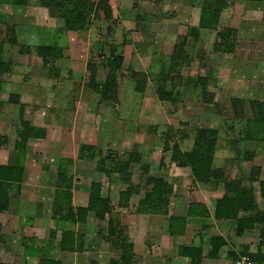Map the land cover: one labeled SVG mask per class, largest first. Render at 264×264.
<instances>
[{"label":"rangeland","instance_id":"rangeland-1","mask_svg":"<svg viewBox=\"0 0 264 264\" xmlns=\"http://www.w3.org/2000/svg\"><path fill=\"white\" fill-rule=\"evenodd\" d=\"M89 1L93 3L94 11L85 17L86 29L79 34H72L65 32L64 21L52 18L49 11L40 4V0H29L28 5L24 7H15L10 4L9 0H0V51L3 53L4 59L11 60V72L8 74L7 71L1 76L6 88L3 95L0 96L3 102L0 109V141L8 140L7 150H13L21 129L18 107L8 103L10 94L17 95L19 92L21 98V92L27 93L26 85L32 80L45 78L47 81L42 86H46V93L36 99V105L32 99H28V96L27 100L24 97L27 112L33 116L41 108L54 110L60 101L57 98V92H50L52 91L50 81H54V77H49L48 68L40 66L41 60L36 55V47L47 45L46 40L40 38L39 41L38 36L42 37L45 34L50 41L49 45L65 48V59L58 62L61 63L62 68L67 66L63 73V81L68 79L70 71H74L76 78L81 79L85 76L87 82L89 77L86 70L87 63L89 61L92 64L93 57L99 61L102 54L100 53L98 59L97 52H104L101 43L106 42L110 48L115 42H124L129 39L131 33L128 32L131 30H144L147 26H151L150 28L170 26V31L173 32L170 34L174 37V41L169 40L168 47H164L162 52L170 57L171 45L178 42L179 37L187 38L188 43L184 53L189 57V64L187 66L183 64L180 72L188 79L187 87L189 89L180 94L177 103H160L158 101L152 113L143 114L142 123L139 122L134 127V130L141 135V139L138 141H141L142 144H139L138 149L136 147L134 149L132 147L120 149L111 147L110 151L120 154L121 157H127V154H131L133 151H137L136 154L139 155L138 151L141 152V161L133 163L130 169L131 182L134 186H138L139 192L132 196L128 209H120L117 206L120 190L128 188L120 181L118 175H113L111 179L102 175L100 177L93 175L96 162L78 163L72 169L73 179L78 184L75 188V206L87 202L89 184L96 180L103 184V195L111 197L114 206L113 214L106 216L102 221L91 215L86 226L61 224L57 228L55 222H49V214L52 215L53 210V193L52 188L48 190L46 187L50 188L55 184L54 182L57 183V177L53 178L54 168L52 166L54 164H50L48 155H54L57 152L49 150L53 146L36 145L35 149L31 151L33 153H30L31 158L27 164L30 184L26 185L25 196L29 203H33H30L31 208L28 204L26 210L34 209V202L37 201L35 198L40 195L36 207H38L37 211L41 215L40 217L46 220L47 226L44 225L40 228L39 222L36 225L35 222L29 225L28 217L19 214L17 206L19 198L13 199L11 212L6 215L0 214L1 232L5 234L4 242H0V263L24 264L25 259L21 257V244L24 238L36 237L39 239L35 238L38 245L47 246L49 245L50 230H56L60 236L63 229H72L85 236L84 252L63 254L55 249L53 257L62 260L64 264H109L111 259L120 258V250L113 245L107 234V222L110 218L119 224V228H126L128 238L139 244L137 255L135 254V264H166L167 259L171 262L174 248L170 244L167 245L166 239L161 237L163 234L162 224L166 222V219L161 216L141 218L136 213V207L140 198H143L145 192L151 188L146 184L147 177H166L169 180L173 178V184L178 186L172 195L170 211L173 213L183 212L182 206L184 203L186 206L187 202L185 196L191 192L190 188L193 190L195 181L187 171L179 170L173 165L171 155L175 144H178L183 152L190 151L198 128H211L220 131L221 137H219L214 162V166L219 168L218 171L222 176L217 185L220 189L225 182L235 180H240L248 186L249 173L253 167L262 168L260 178L264 180V141L247 143L248 141L242 140L247 124L249 122L253 124L254 118L259 117L257 113L259 106L256 104L261 103L264 106V0L253 4H248L246 0H223L225 8L219 28L211 33H206L205 36L197 28L204 0H168L167 5L163 7H161L163 0ZM106 6L107 9H105ZM104 10L110 15L105 16ZM108 18L111 20L108 21ZM228 27H232L235 31L233 36V40H235L234 53L214 52V45L218 42L216 34ZM40 28L43 29V35ZM108 28L109 31H107ZM187 32L188 35H186ZM59 35L65 36L60 39ZM146 37V42L151 39L149 36ZM94 43L98 44V48L93 46ZM127 58L129 59V54ZM101 60L103 62L102 58ZM28 66L32 68L27 69ZM130 68L132 67H125L127 75H129ZM201 77L208 79L209 86L207 85V88L215 94L214 102L211 105L205 104L202 100L200 86L196 83L197 78ZM130 82L134 86L133 81L130 80ZM151 86L147 96L148 104L151 103L156 91V84H151ZM133 92L140 95L134 89ZM232 99L242 100L245 109L243 120L236 118L231 103ZM128 104L125 117L120 119L121 122L116 123L118 126L116 134L124 129L126 130L125 134L134 132L129 130L135 116L131 108L133 100ZM76 110L81 112L77 108ZM33 111L36 112L33 113ZM28 117L30 119L29 114ZM74 122H79L78 118H74ZM252 126L261 131L264 125L258 127L254 124ZM44 129L46 130V128ZM179 129L186 130L190 138L184 141L178 138L176 132ZM73 131V140L80 142L81 137L78 131ZM99 150L101 154H107L105 148ZM128 159L129 157H127ZM145 166L149 167L148 174L144 172ZM42 168L47 173H43ZM52 169L53 171L50 172ZM36 181L43 185L44 188L39 189L43 190L42 193H39ZM255 186L258 187L257 184ZM178 197L179 201L176 200ZM257 198L260 208L264 209V201L260 199L259 195ZM151 233L154 234L151 236ZM158 239L161 244H164L159 248L161 253L158 252L159 245L156 244ZM145 240H147L146 244H144ZM155 246L157 249H154ZM30 264L34 263L30 262Z\"/></svg>","mask_w":264,"mask_h":264},{"label":"trees","instance_id":"trees-1","mask_svg":"<svg viewBox=\"0 0 264 264\" xmlns=\"http://www.w3.org/2000/svg\"><path fill=\"white\" fill-rule=\"evenodd\" d=\"M249 2H259L261 0H246ZM10 4L15 7L27 6L29 0H9ZM40 4L46 8L52 18L62 19L64 21L65 32L80 33L86 29L87 24L85 17L88 13L94 11V5L89 0H40ZM106 5V3L104 2ZM223 0H204L201 17L199 21V29L216 30L219 28L220 18L224 7ZM108 7L106 6L105 9ZM105 11V10H104ZM105 16L110 15L105 11ZM110 21L111 19L108 18ZM234 29L224 28L217 33L218 42L214 45V52L221 54H232L235 51V40L233 36ZM15 42V41H14ZM14 42H10L13 44ZM1 43V42H0ZM187 40L184 38L181 42L175 44L170 71L161 76L158 80V88L156 90L157 98L160 102L170 104L177 103L180 97V89L189 82L181 75V67L183 64H189V57L185 55V47ZM1 46V44H0ZM28 47V46H27ZM1 48V47H0ZM36 55L42 60V66L48 68L49 75L54 76L58 73L55 64L58 60L64 58V49L56 45H43L36 47ZM117 46L110 48L106 57L108 74L103 84L94 82L96 65L90 64L88 69L91 71L92 89L99 91L102 99L110 100L111 94L116 89V79L118 73L123 67V57L117 55ZM23 51V50H22ZM11 60L4 59L3 53L0 51V96L2 93L3 76L7 71L9 73ZM131 78L135 82V90L139 94L146 91L149 76L144 72L131 70ZM190 81V80H189ZM170 83V89H167V83ZM200 93L205 104L211 105L214 102L215 94L208 91V81L206 78H197ZM8 103L18 107V117L21 129L18 132V140L15 142L14 150L16 159L14 162L6 165H0V214L10 210L11 201L17 199L21 195L22 186L26 178L25 156L28 143L32 139H44L46 130L34 126L30 121L25 120L26 106L21 104L20 96L10 95ZM234 114L238 120L245 118V109L242 100H231ZM258 118H254L252 123H248L242 138L243 141H264V126L261 131L252 125H264V106L257 103ZM3 102L0 98V109ZM177 137L182 141L190 138L188 132L179 129L176 132ZM220 131L211 128H198L194 137V144L190 151L183 152L178 144H175L171 155V162L178 168L190 170V175L195 183L201 185L217 186L222 179L221 172L216 169L215 156L218 148ZM6 139L0 141V146L7 145ZM127 157L129 159L127 160ZM127 157L120 155L113 156L108 153L101 158L97 171L111 178L118 175L120 181L127 186L125 190L119 192L117 206L120 209H128L130 207L131 198L139 192L138 186L132 184L131 167L133 163H139L141 156L136 153L127 154ZM79 160L93 161L95 159L94 147L84 145L79 149ZM119 159V160H117ZM73 164L71 160H61L57 171V187L54 195L53 214L52 217L57 222V228L61 224H69L76 226L87 223L90 213H93L98 220H104L106 216H112L114 206L109 195H103V185L101 183H91L89 189V201L87 207H73L72 190L74 189V179L68 175V168ZM145 174L149 173V167H144ZM262 172L261 167H253L249 173L248 186L244 185L240 180L225 182L224 195L217 200L215 206L214 217L216 220H224L232 222L235 227L236 235H242L247 230L259 227V247L264 246V210H260L255 192H259L260 198L264 200V180L260 178ZM146 184L151 186L146 191L143 198L137 203L136 213L138 215H158L165 217L169 222V234L172 237L184 236L192 218H206L209 216L204 205L191 203L187 209L185 216H170L169 206L170 197L174 193V186L164 178L148 176ZM257 184V188L255 186ZM107 234L113 242V245L120 250L119 259H111L109 264H135L134 243L128 238L126 228H119V224L113 218L108 219ZM83 234H76L72 229L62 230L60 241H57L56 230L50 231L49 245L39 246L37 241L32 238H24L22 247L24 256L28 258H37L39 264H63L61 261L54 260L51 252L58 248L60 251L68 253L84 252ZM0 242H4V234L1 232L0 226ZM222 237H213L211 239V251L207 258L216 259L225 246ZM178 256L187 259V264H203V248L202 246H179ZM240 257H248L252 261L264 264L263 255L258 252L256 255L248 254L247 251ZM238 257V259L240 258ZM237 259V260H238ZM236 260V261H237ZM4 264V263H0ZM95 264V263H93Z\"/></svg>","mask_w":264,"mask_h":264},{"label":"crops","instance_id":"crops-1","mask_svg":"<svg viewBox=\"0 0 264 264\" xmlns=\"http://www.w3.org/2000/svg\"><path fill=\"white\" fill-rule=\"evenodd\" d=\"M167 3H168V0H163L161 3V7L166 6ZM247 3L253 4L255 2L247 1ZM201 11H202V7L200 10V17H201ZM221 19H222V15L220 18L219 25L221 23ZM199 21H198V26H197L198 29H199ZM150 27L151 26L149 27L147 26V28H145L144 30L143 29L137 30L139 32L135 30H131L130 32L127 31L129 34L131 33V35L129 36V39H126V41L124 42H119V43L115 42L112 44V45L117 46L118 48L116 56L119 55L123 57V67H122V70L118 73V76L116 79V82H117L116 89H115V92L111 94L110 100L102 99V95L99 93V91L92 89L91 71L88 69V66L91 64L89 61L86 66V70L89 73L87 82H86L85 76L81 79L76 78L74 71H70L68 79L66 81L65 80L63 81V77H64L63 73H64V70L67 69V66H64V68H62V66H60L61 63H58L64 60L66 56L65 55L66 50L63 46H61V48L64 49V58L61 60H58L55 64V67L58 68V73L57 74L54 73V76L49 75V77H52V78L54 77L53 79L54 81H50V84H51L50 86H52V91L50 92H54V93L57 92V96H58L57 98L60 100L58 101V107L54 110L41 108L39 109L37 113H35L36 111H33V113H35L33 116H31V113L27 112L28 111L27 105H26L27 96H28V99L29 98L32 99L35 104L36 99L40 98L41 95L43 96L45 95L46 86H42L44 82L47 81L45 78H39L38 80H32L28 85H26L25 91H27V93L26 92L20 93L21 94L20 102L21 104L26 106L25 116H24L25 120L30 121L36 127L43 128V129L46 128V137L44 139L30 140L28 143L27 150H26V156H25L26 178L22 186L21 195L18 199L19 201H18L17 206H18L19 214L21 216L28 217L27 220H28L29 225L32 224L33 222H35L34 223L35 225L37 222H39L40 228L41 226L44 227V225H46V220H44L43 217H40L41 215H39L37 211L38 207H36L38 204L37 201L40 199L41 196L38 195L37 198H35L37 201L34 202L35 207L32 211L30 210V208L33 202H30L31 203L30 204L28 202V198L25 196V193H27L26 185L30 184V180H29L30 175H29V171L27 168V164L31 158L30 153L31 154L33 153L31 151L35 149L34 147L36 145L45 144L46 146L47 145L53 146L49 148V150L51 151L54 150V152H57L55 153L56 155L55 154L48 155L50 164L52 163L54 164L52 166L54 168V172L52 175L54 176L53 178L55 179V177H57L58 166L61 160L73 161V164L69 166L68 168V175L71 177L74 176L71 173V171L73 168H75L78 165V163L83 164V163H92V162H96L95 171L93 172V175L97 177H100L101 175L106 177L105 175L97 171V166L101 158L105 157L108 153L109 154L112 153L113 156L117 155V153H113L112 151H110L112 148L120 149L123 147H126V148L132 147L134 149L136 147L138 149L139 144H142L141 141H138V139H141V135H139L137 131L134 130V127L137 123L139 122L142 123L144 113L145 114L152 113L153 108L157 106L159 100L157 98L156 91H155V95H153V99L151 100V103L149 104L147 102V96L149 95L150 89L152 88L151 84L153 85L156 84V90H157L158 82H159L158 80L160 79V77L167 74L170 71V65L172 62V54H173L175 44L177 43V42L175 44L173 43L174 37L172 36V34H170V33H173L170 31V26H166L165 28H159L157 26L152 27V28ZM228 28H232V27H228ZM41 31L43 35V29ZM107 31H109V28ZM199 31L201 32L203 36H205L206 33H211L214 30L199 29ZM69 33H72V32H69ZM179 33H182V32H179ZM72 34H79V33H72ZM145 34L146 36H149L151 38L147 42H146L147 37L145 36ZM186 35H188V32ZM64 36L59 35L58 38L61 39V37H64ZM40 38H42L43 40H46L45 42L47 43V45L50 44V41L46 37L45 34L42 37L38 36L39 41H40ZM216 38H217V34H216ZM171 39L173 40L171 41V43L173 44L171 45L172 51L169 57L162 52V49L164 47L166 48L168 47L169 40ZM179 39L180 40L178 42H181L184 39V37H179ZM185 39L187 40V38ZM26 45L29 46L28 43ZM93 46L95 48H98V44L94 43ZM101 47L102 49H104L103 50L104 52H97L98 59H99L100 53L102 54L99 61H96L95 57L92 58L94 61V62L92 61L93 62L92 64L96 65V73H95V78H94V82L96 84H103L106 81L107 74H108V68L106 67V63H107L106 57L109 54L110 48L106 42L101 43ZM127 51L129 52L127 53ZM128 54H129V59L127 58ZM101 58L103 59V62H101L102 61ZM185 65L187 66L188 64H185ZM40 66L43 68L42 60L40 62ZM127 66L132 67L128 71L129 75H127V71L125 70V67ZM168 67H169V70H168ZM31 68L32 67H29V66L27 67V69H31ZM131 70H135L138 72H144L149 76L146 91L144 94L136 95L133 92V89L135 92L136 90H135V82L131 78V73H130ZM9 72H11V70ZM130 80L133 81L134 86L130 84L131 83ZM185 80L187 81L188 79L185 78ZM208 86H209V81H208ZM5 88L6 87L3 84L1 96L3 95ZM167 89H170L169 82L167 84ZM188 89L189 87H187V84H185V86L179 90L180 94L185 93ZM10 95H15V94H10ZM17 95H19V92L17 93ZM24 97L26 98V100H24ZM22 99L25 101V103ZM131 100H133V104L131 108H132V111L135 113V116L133 117L132 127H130L129 130L134 131V132L125 134L126 130L124 129L123 131H119L118 134H116L117 133L116 130H118V126H116V123L121 122L120 119L125 117L124 114L126 113L129 107L128 103ZM62 103H65V105H62ZM160 103H163V102H160ZM76 108L79 109L81 112H78ZM28 114L31 120L29 119ZM26 116H27V119H26ZM74 118H78L79 122H74ZM73 130L78 131L81 137L80 142L78 140H73L72 138V135L74 134ZM52 133H54V135H52ZM251 142L252 141H248L247 143H251ZM84 145L94 147L95 159L93 161L79 160L78 158L79 149L81 146H84ZM102 148H105L107 150L106 152L107 154L105 155L101 154L99 149H102ZM7 149H8V146L0 147V165H6L8 163L14 162V160L16 159V152L14 148L12 151H9ZM131 153H137V151H133ZM138 153H140L141 155V152L138 151ZM173 165L176 167L175 164ZM178 169L182 171H187L189 173L188 175L190 176L189 169H185V168H178ZM216 169H219V168L216 166ZM52 171L53 169L50 172ZM43 173H47V171L43 169ZM39 177H40V174H39ZM171 177L173 176L171 175ZM111 178H107V179H111ZM160 178H164L166 181L171 183L174 186V192L176 191V189H178L177 188L178 186H176L172 182L173 178H171L172 180H169L166 177H160ZM74 182H75L74 189L72 190L73 207L75 208L87 207L88 201H89V195H88V199L86 203L75 206L74 204V200L76 199L75 197L76 189L75 188L78 184L76 183V180ZM94 182L101 183L98 180L93 181L91 183H94ZM35 183L37 184L36 187L38 188L39 193H42L43 190H39V189L44 188L43 185L40 184L39 181H36ZM54 183L55 184L53 186L51 185L50 188L46 187V189L48 190L49 189L51 190L52 188V193H53L52 206L54 204V195H55V190L57 187V183L56 182ZM91 183L89 184L88 192H89ZM190 191L191 192H188V196H185L186 197L185 199L187 200V202H186V206H185V203H184V206H182V209H183L182 213H177V212L173 213L170 211L172 196L170 197L169 215L170 216H185L187 215V209L189 208L190 204L198 203V204H202L205 206V208L208 211L209 216L206 218H203V217L192 218V221H191L192 223L189 224L185 235L176 236V237L170 236L169 222L164 217L166 219L165 220L166 222L162 224L163 225L162 226L163 236L161 235V237L166 239L167 245L170 244V246L174 248L172 250L171 262H169L167 259L166 264H187V259H184L178 256L179 246H188V247L189 246H202L203 257H204L203 264H234L236 260L238 259V257L242 256L244 253H246V251L248 254L250 253L252 255H256L258 252H260V254L263 255L264 257V246L259 247L260 240H259V227L258 226L255 229L247 230L242 235L237 236L235 233V227L232 222L224 221V220L220 221V220L215 219L214 212H215L216 202L217 200L223 197L224 192H225L224 186L222 187V189H220L218 186H215V185H201L198 183L196 184L194 183L193 190H191L190 188ZM257 195H259V192L256 191L255 196L257 199V203H258ZM176 200L179 201L180 198L178 197ZM28 204L30 205V208L29 210H26V207L28 206ZM11 205H12V201H11ZM258 206H259V203H258ZM260 210H264V209L260 208ZM9 212H11V206H10V210L3 214L6 215ZM51 214H53V210ZM91 215L94 216L93 213H90L89 217ZM138 216H140L141 218L147 217V216H153L157 218L159 217L158 215H138ZM49 222L51 223L55 222L57 226L56 220H54L52 215L50 214H49ZM87 224L88 223L84 225L78 224L76 226H86ZM37 230L40 231V229H37ZM50 231H49V237H50ZM154 233H151V236ZM76 234H82V233H77L76 231ZM61 235H62V232L60 236L57 233V241H55L54 246H56L57 243L60 241ZM213 237H222L226 244L216 259H209L207 258V256L209 252L211 251V239ZM29 238H32L34 240L38 239L36 237H29ZM4 239H5V234H4ZM160 239H158L157 241L158 243H156L159 245L158 252H160L159 248L163 247L164 245L160 243ZM146 242L147 240L144 241V244H146ZM138 245L139 244L134 243V246H135L134 251L136 255H137ZM21 248H22L21 257L25 259L24 264H30V262H33L34 264H39V260L37 258L25 257L24 249L23 247ZM55 249H58V248H55ZM55 249L51 252V256L54 253ZM154 249H157V246H155ZM61 252L63 254H69L68 252H63V251ZM71 254H78V253H71ZM174 256L176 257L173 258ZM52 258L54 260L61 261L64 264L62 260L57 259L53 256ZM263 263H264V260H263ZM4 264H9V263H4Z\"/></svg>","mask_w":264,"mask_h":264},{"label":"built area","instance_id":"built-area-1","mask_svg":"<svg viewBox=\"0 0 264 264\" xmlns=\"http://www.w3.org/2000/svg\"><path fill=\"white\" fill-rule=\"evenodd\" d=\"M234 264H259L248 257H240Z\"/></svg>","mask_w":264,"mask_h":264}]
</instances>
